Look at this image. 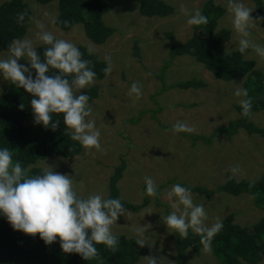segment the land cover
<instances>
[{"label": "rangeland", "instance_id": "1", "mask_svg": "<svg viewBox=\"0 0 264 264\" xmlns=\"http://www.w3.org/2000/svg\"><path fill=\"white\" fill-rule=\"evenodd\" d=\"M3 1L0 0V3ZM24 1L32 11V18L23 38L33 40L35 46L40 44L36 33L41 29L34 22L39 21L45 30L53 32L58 38L70 40L77 46L84 45L102 60L105 56H110L112 60V71L88 87H98V97L90 104L97 127L102 132V150L83 148L74 157L51 156L38 160L34 166L42 168L46 163L56 165V171L74 176L75 187L81 195L87 196L101 186L108 195L110 176L114 168L124 161L126 166L118 181L121 198L141 203L146 197L149 203L138 212L126 211L125 216H119L112 226L113 232L137 240L136 229L144 226L152 245L146 243L143 246L141 258L136 264H148L149 256L162 257L163 264H176L175 233L167 230L159 214L166 215L172 210V201L166 196L171 186L185 183L214 189L230 176L238 181L254 182L264 173V138L259 135L239 130L228 139L220 133L211 144L194 141L185 135L209 136L214 129L227 125L238 117L233 105L245 98L233 95L237 85L244 88V78L222 81L190 56H178L164 69L169 61L170 49L164 33L173 32L178 42L187 40L193 32L192 26L186 23L188 15L194 9L201 11L208 0H163L174 8L173 13L166 17L142 16L132 0H106L112 9L103 16V20L115 31L101 45L86 37L82 24L65 31L50 23L58 13L57 0L48 4H40L36 0ZM213 1L226 9L219 19V28L231 31L225 44V53H230L234 51L238 38L230 26L226 0ZM246 2L254 6L252 0ZM251 15L254 18L257 16L254 11ZM253 36L264 42L263 21L253 28ZM135 41L139 43L142 54L140 63L132 54ZM7 55L8 50L3 51L0 58ZM245 58L255 60L256 68L264 72V60L251 51ZM161 73L169 86L188 79L204 81L206 86L199 89L170 87L161 91ZM134 81L142 85L140 99L128 95ZM8 85L7 81L0 79V88L3 89L0 97ZM169 105L174 107L170 109ZM251 120L258 126H264V111L253 112ZM177 121L186 122L193 131L173 132L171 126ZM25 124L40 125L34 124L33 114L25 120ZM234 166L239 168L235 176L228 171ZM144 176L152 177L159 186L155 197L145 193ZM193 195L196 203L206 207L208 218L205 224L208 226L230 213L235 223L249 228L264 218V209L256 206L249 194L235 197L218 192L210 198L196 193ZM185 259L186 264H220L211 247L207 252L203 248L198 252L188 249ZM258 264H264V259Z\"/></svg>", "mask_w": 264, "mask_h": 264}, {"label": "clouds", "instance_id": "2", "mask_svg": "<svg viewBox=\"0 0 264 264\" xmlns=\"http://www.w3.org/2000/svg\"><path fill=\"white\" fill-rule=\"evenodd\" d=\"M226 7L231 29L238 38L233 50L241 55L251 51L264 60V42L253 36V28L264 21V16L254 18L251 14L256 7L249 6L246 0H226ZM26 15V12L19 13L17 22H24ZM34 22L41 29L36 33L40 47L31 39H13L8 45L7 57L0 58V79L30 94L34 124L55 130L60 121L54 120L53 115L63 114V124L72 141L78 142L85 150L101 151L102 132L97 127L89 95L81 91L96 79L92 61L84 58L75 43L58 38L45 30L42 23ZM56 22L55 18L50 20L52 24ZM64 23L67 25L68 21ZM186 23L198 27L207 25L209 18L194 9ZM104 62L103 72L107 75L112 71L111 57L105 56ZM128 95L140 99L142 85L132 82ZM233 95L245 97L239 100V106L241 116L249 117L252 101L247 98L248 90L237 85ZM19 107L23 110L25 105L22 103ZM168 107L172 109L174 106ZM171 128L176 133L193 131L184 121H177ZM55 168L56 165L46 163L39 172L32 174L31 165L22 167L20 160L13 159L9 147L0 146V216L5 217L14 230L33 236L38 233L46 245L58 241L64 253L79 254L85 261L98 256L97 245L115 251L120 238L112 226L119 216H125L122 198L107 196L103 186L87 196L81 195L75 187L74 176ZM228 171L235 176L239 168L234 166ZM143 180L145 193L155 197L159 192L155 180L150 176H144ZM166 196L172 201V210L166 215L159 214L167 230H173L181 239L188 238L191 231L200 237L203 250L210 251L211 241L222 230L223 222L217 218L210 226L205 224L208 218L206 207L195 202L190 186L175 183ZM146 230L144 226L136 229L137 245H152ZM148 264H163L162 257L149 256Z\"/></svg>", "mask_w": 264, "mask_h": 264}, {"label": "trees", "instance_id": "3", "mask_svg": "<svg viewBox=\"0 0 264 264\" xmlns=\"http://www.w3.org/2000/svg\"><path fill=\"white\" fill-rule=\"evenodd\" d=\"M40 4H48L54 0H36ZM138 5L140 15L145 17H166L173 13L174 8L163 0H132ZM255 14L264 16L263 0H252ZM58 13L55 16V25L61 30L68 31L77 24H82L86 37L95 44H104L114 33L115 28L105 24L103 16L112 9L106 0H57ZM26 12L25 21L18 23L17 16ZM201 12L208 16L209 23L202 26H192V35L184 42H178L173 32L167 31L165 37L170 43L169 61L178 56H190L200 63L215 77L222 81H231L244 78L243 86L248 90V97L252 101V111H264V72L256 68V61L245 58L237 51L225 53V44L230 39L231 31L219 28V19L226 9L213 0L203 5ZM32 18V11L24 0H5L0 3V53L8 50L13 39H22L28 30ZM64 21H68L65 25ZM264 22V21H263ZM40 47V44L37 46ZM85 59L92 61L93 70L97 73L95 80L105 78L103 72L104 60L95 53L89 55L84 45H78ZM39 51V49H38ZM133 58L141 62L142 54L139 43L133 44ZM21 63H26L21 61ZM161 91L170 87L181 89H199L206 83L197 79L179 81L172 86L166 85L163 74ZM83 92L90 97L89 103L98 97V87L92 86ZM30 94L22 88L9 84L0 97V146H7L13 152V159L20 160L22 167L32 166V174L40 171L34 166L40 159L51 156L70 158L82 152L78 142L72 141L68 130L63 124V114H54L53 119L59 120V126L53 130L43 125L36 127L25 124V120L33 113L30 106ZM24 104L23 110L19 105ZM238 113L236 119L230 120L227 125L216 128L207 136L205 134H185L194 141H203L211 144L213 138L223 133L228 139L244 130L249 135L256 134L264 138V126H258L249 117L241 116L239 104L233 105ZM122 161L116 166L110 176L108 195L112 198L121 197L118 181L122 178L125 169ZM174 183V181H172ZM183 185L189 186L185 183ZM192 193L210 198L214 193L224 192L231 196L249 194L254 198L256 206L264 209V173L254 182L247 180L228 179L214 189L204 186H190ZM122 203L129 212H138L149 203L144 198L141 203H132L122 199ZM222 230L212 239L211 249L220 264H258L264 259V218L258 220L251 228L241 226L233 221L230 213L222 220ZM120 243L115 251L104 245H97L98 256L90 261L83 260L79 254L64 253L59 242L46 245L39 237L14 230L7 219L0 216V264H136L142 255L143 246L136 243L135 238L118 234ZM176 264H186L185 253L188 249L198 252L203 248L200 237L191 231L186 239H181L175 233Z\"/></svg>", "mask_w": 264, "mask_h": 264}]
</instances>
